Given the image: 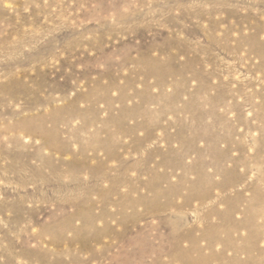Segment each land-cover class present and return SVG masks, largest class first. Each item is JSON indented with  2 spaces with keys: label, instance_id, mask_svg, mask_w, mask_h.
Here are the masks:
<instances>
[{
  "label": "rangeland",
  "instance_id": "obj_1",
  "mask_svg": "<svg viewBox=\"0 0 264 264\" xmlns=\"http://www.w3.org/2000/svg\"><path fill=\"white\" fill-rule=\"evenodd\" d=\"M258 51L264 0H0V264H264Z\"/></svg>",
  "mask_w": 264,
  "mask_h": 264
},
{
  "label": "bare ground",
  "instance_id": "obj_2",
  "mask_svg": "<svg viewBox=\"0 0 264 264\" xmlns=\"http://www.w3.org/2000/svg\"><path fill=\"white\" fill-rule=\"evenodd\" d=\"M255 31L256 32L251 37H249L250 41L256 42L257 39H258L259 33L262 32V29L257 27V28H255ZM212 40H213V38H212ZM261 51H258L259 52L258 53V57L260 58V60H263L262 58H263L264 52H261ZM96 81H99V78ZM12 88H15L14 91L23 92V93L20 92L21 94H27L28 93L30 95V94L35 93V95L34 94L33 95L36 96L37 98H39V96H38L39 94L37 93V91L29 90L27 87H25V85L21 84L20 80H15V79H13L10 76L8 78L7 84L2 87L3 94L4 95L8 94L10 92V89H12ZM40 88L42 90L44 87H40ZM60 89H61L60 87L55 86V87L51 88V92L53 90L55 91V90H60ZM102 90H103L102 86L95 84V89L92 90L91 92H89L86 95V97L87 98H93L96 101L100 100L102 98V96H101V93H99L100 95H98V91H102ZM58 92H60V91H58ZM103 93L104 94L107 93V87L105 88ZM9 94H11V93H9ZM41 99L43 100L44 103L42 102ZM54 101H55L54 97H48L47 100L44 99L43 97L42 98L40 97L36 104L40 105V106L42 104L51 106ZM71 105H72V102L65 100V105H63L60 108L55 107V106L52 105L51 106V111L49 113H47V114L43 113L41 111H37L35 114H29V116H27L26 118H22V119H20L18 121V126L16 127V129H19V130L22 129L21 131L24 134H28V135H37L38 134V135L44 137L45 140H47V141L50 140L49 141V145H48L50 147L54 146L55 144L57 145V144H59L58 143V141H59V138H58L59 137V131L57 130V125H58V123H60L59 121H61V118L65 117V116L69 117V115L73 113L72 112L73 106H71ZM47 124H49V125L47 126ZM87 124L90 125L92 123L88 122V121L84 122L83 123V127L86 126ZM97 133H99V132H97ZM97 133L94 134L93 142H96V144L99 146L101 144L100 141L95 139L96 135H98ZM199 199L203 200L204 199V195L199 197ZM101 216L102 215L95 217L92 214H89V217H88V220H87V225L89 227L94 226L95 220L98 219V218H101ZM97 238H98L97 232H95V236L91 237V239H93L92 241H95ZM84 246L85 247L87 246L86 248L91 250L90 241L87 243V245L84 244ZM201 262H204V261H201ZM186 264H194V263H186Z\"/></svg>",
  "mask_w": 264,
  "mask_h": 264
}]
</instances>
